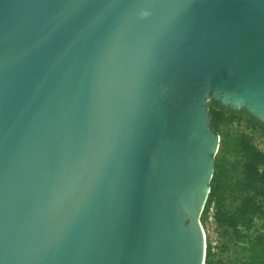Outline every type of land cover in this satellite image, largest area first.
<instances>
[{"label":"water","instance_id":"obj_1","mask_svg":"<svg viewBox=\"0 0 264 264\" xmlns=\"http://www.w3.org/2000/svg\"><path fill=\"white\" fill-rule=\"evenodd\" d=\"M210 100L264 125V0H0V264H204Z\"/></svg>","mask_w":264,"mask_h":264},{"label":"trees","instance_id":"obj_2","mask_svg":"<svg viewBox=\"0 0 264 264\" xmlns=\"http://www.w3.org/2000/svg\"><path fill=\"white\" fill-rule=\"evenodd\" d=\"M208 112L215 134L220 135L222 128L238 130L227 137L234 161L214 163L200 223L204 231L210 223L215 230H229L237 242L244 243L247 257L241 264H264V153L254 143L256 135L264 134V125L244 111H232L213 100ZM213 258L206 236L204 264H215Z\"/></svg>","mask_w":264,"mask_h":264},{"label":"rangeland","instance_id":"obj_3","mask_svg":"<svg viewBox=\"0 0 264 264\" xmlns=\"http://www.w3.org/2000/svg\"><path fill=\"white\" fill-rule=\"evenodd\" d=\"M242 127L240 126L239 130ZM238 129L235 127L226 129L222 128L220 131V142L217 154L214 156V163L224 162L227 165L234 161L228 146L227 137L234 135ZM255 142L258 147L264 151V134L256 135ZM239 179L238 175H235ZM208 237L209 242L213 247L215 264H241L246 260L247 253L244 250L245 244L237 242L229 230H215L213 226L208 223V231H204Z\"/></svg>","mask_w":264,"mask_h":264},{"label":"built area","instance_id":"obj_4","mask_svg":"<svg viewBox=\"0 0 264 264\" xmlns=\"http://www.w3.org/2000/svg\"><path fill=\"white\" fill-rule=\"evenodd\" d=\"M254 143H255V145L257 146V148H258L259 150H261V151L264 153V151L258 147L257 143L255 142V138H254ZM217 152H218V151H217Z\"/></svg>","mask_w":264,"mask_h":264}]
</instances>
